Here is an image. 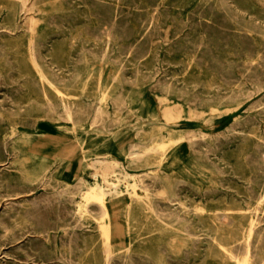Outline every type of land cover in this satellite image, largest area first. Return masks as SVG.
I'll return each instance as SVG.
<instances>
[{"label":"rangeland","instance_id":"1","mask_svg":"<svg viewBox=\"0 0 264 264\" xmlns=\"http://www.w3.org/2000/svg\"><path fill=\"white\" fill-rule=\"evenodd\" d=\"M16 1L0 0V264H264V0ZM91 163L114 166L109 219L82 197Z\"/></svg>","mask_w":264,"mask_h":264},{"label":"bare ground","instance_id":"2","mask_svg":"<svg viewBox=\"0 0 264 264\" xmlns=\"http://www.w3.org/2000/svg\"><path fill=\"white\" fill-rule=\"evenodd\" d=\"M18 1V0H17ZM16 1V2H17ZM23 1V0H22ZM70 1V0H69ZM111 1V0H110ZM120 1V0H119ZM124 1V0H123ZM158 1V0H157ZM216 1V0H215ZM218 1V0H217ZM223 1V0H222ZM231 1V0H230ZM254 1V0H253ZM21 2V1H20ZM74 2H76V1H74ZM137 3H138V1H136ZM142 2H143V0H142ZM151 2V1H150ZM233 2V1H232ZM27 3V2H26ZM148 3V2H147ZM152 3V2H151ZM163 3V2H162ZM209 3V2H208ZM221 3V2H220ZM17 4V3H16ZM42 4V3H41ZM64 4V3H63ZM113 4V3H112ZM130 4V3H129ZM219 4V3H218ZM225 4V3H224ZM231 4V3H230ZM2 5V4H1ZM11 5V4H10ZM19 5V4H18ZM73 5V4H72ZM161 5V4H160ZM170 5V4H169ZM173 5V4H172ZM205 5V4H204ZM211 5V4H210ZM222 5V4H221ZM229 5V4H228ZM17 6V5H16ZM83 6V5H82ZM129 6V5H128ZM150 6V5H149ZM220 6V5H219ZM226 6V5H225ZM261 6V5H260ZM19 7V6H18ZM124 7V6H123ZM207 7V6H206ZM262 7V6H261ZM21 8V7H20ZM26 8V7H25ZM70 8V7H69ZM99 8V7H98ZM156 8V7H155ZM223 8V7H222ZM228 8H230V6L228 7ZM233 8V7H232ZM16 9V8H15ZM24 9V8H23ZM134 9V8H133ZM148 9V8H147ZM170 9V8H169ZM174 9V8H173ZM234 9V8H233ZM2 10V9H1ZM5 10V9H4ZM13 10V9H12ZM28 10H31V7L30 8H28ZM85 10H86V7H85ZM90 10V9H89ZM94 10V9H93ZM129 10V9H128ZM171 10H172V7H171ZM194 10H197V9H194ZM226 10V9H225ZM235 10V9H234ZM237 10V9H236ZM118 11V10H117ZM132 11V10H131ZM134 11V10H133ZM133 11H132V13H133ZM192 11V10H191ZM206 11V10H205ZM212 11V10H211ZM213 11H214V9H213ZM228 11V10H227ZM21 12V11H20ZM69 12H71V11H69ZM148 12V11H147ZM193 12V11H192ZM195 12V11H194ZM241 12V11H240ZM9 13V12H8ZM17 13V12H16ZM25 13H28V12H26L25 11ZM24 13V14H25ZM114 13V12H113ZM112 13V14H113ZM142 13H143V11H142ZM202 13V12H201ZM257 13V12H256ZM35 14V13H34ZM61 14V13H60ZM68 14H70V13H68ZM144 14V13H143ZM148 14V13H147ZM146 14V15H147ZM159 14H160V12H159ZM170 14V13H169ZM228 14V13H227ZM236 14V13H235ZM64 15H66V14H64ZM77 15V14H76ZM121 15V14H120ZM167 15V14H166ZM194 15V14H193ZM203 15V14H202ZM215 15V14H214ZM234 15V14H233ZM233 15H231V16H233ZM239 15V14H238ZM51 16V15H50ZM52 16H55V15H52ZM58 16V15H57ZM89 16V15H88ZM170 16V15H169ZM189 16H191V15H189ZM188 16V17H189ZM217 16H218V14H217ZM223 16V15H222ZM241 16V15H240ZM16 17V16H15ZM22 17H23V15H22ZM79 17V16H78ZM84 17V16H83ZM141 17V16H140ZM162 17V16H161ZM164 17V16H163ZM162 17V18H163ZM204 17V16H203ZM214 17V16H213ZM235 17H236V15H235ZM242 17V16H241ZM240 17V18H241ZM12 18H13V16H12ZM32 18H33V16H32ZM35 18V17H34ZM81 18H82V16H81ZM90 18V17H89ZM117 18H118V16H117ZM116 18V19H117ZM133 18V17H132ZM135 18V17H134ZM165 18V17H164ZM218 18H220V17H218ZM228 18V17H227ZM232 18V17H231ZM14 19V18H13ZM48 19V18H47ZM174 19V18H173ZM182 19V18H181ZM187 19V18H186ZM194 19V18H193ZM197 19V18H196ZM216 19V18H215ZM239 19V18H238ZM250 19H252V18H250ZM249 19V20H250ZM25 20V19H24ZM84 20V19H83ZM142 20V19H141ZM180 20V19H179ZM191 20V19H190ZM189 20V21H190ZM66 21V20H65ZM69 21V20H68ZM78 21V20H77ZM76 21V22H77ZM98 21V20H97ZM134 21H135V19H134ZM162 21V20H161ZM171 21V20H170ZM175 21V20H174ZM201 21V20H200ZM260 21V20H259ZM5 22H7V21H5ZM22 22V21H21ZM32 22V21H31ZM89 22V21H88ZM153 22H155V21H153ZM191 22H192V20H191ZM195 22V21H194ZM202 22V21H201ZM212 21H210V23H211ZM239 22V21H238ZM4 23V22H3ZM24 23V22H23ZM26 23V22H25ZM87 23V22H86ZM137 23V22H136ZM148 23V22H147ZM180 23V22H179ZM184 23V22H183ZM193 23V22H192ZM196 23V22H195ZM244 23H245V20H244ZM251 23H253V22H251ZM12 24V23H11ZM10 24V25H11ZM31 25H32V23H30ZM57 24H58V22H57ZM71 24V23H70ZM85 24V23H84ZM150 24V23H149ZM202 24V23H201ZM213 24V23H212ZM222 24V23H221ZM248 24V23H247ZM8 25V24H7ZM9 25V26H10ZM78 25V24H77ZM79 25H81V24H79ZM98 25V24H97ZM152 25V24H151ZM173 25H174V23H173ZM185 25H187V24H185ZM195 25V24H194ZM196 25L198 26V24L196 23ZM234 25V24H233ZM239 25V24H238ZM241 25H243L242 23H241ZM263 25V24H262ZM72 26V25H71ZM76 26V25H75ZM138 26H139V23H138ZM161 26V25H160ZM211 26V25H210ZM220 26V25H219ZM251 25H249V27H250ZM252 26H254V25H252ZM14 27V26H13ZM18 27V26H17ZM132 27V26H131ZM153 27H154V24H153ZM204 27H206V26H204ZM235 27V26H234ZM257 27V26H256ZM261 27V26H260ZM23 28V27H22ZM31 28H32V26H31ZM66 28V27H65ZM69 28V27H68ZM160 28V27H159ZM176 28V27H175ZM175 28H174V30H175ZM181 28V27H180ZM179 28V29H180ZM190 28V27H189ZM223 28V27H222ZM225 28V27H224ZM57 29H59V27L57 28ZM62 29V28H61ZM69 29H71V28H69ZM143 29H146V28H143ZM156 29V28H155ZM155 29H154V31H155ZM197 29V28H196ZM204 29V28H203ZM211 29V28H210ZM226 29V28H225ZM253 29V28H252ZM260 29V28H259ZM263 29V28H262ZM21 30V29H20ZM32 30V29H31ZM31 30H29V31H31ZM73 30V29H72ZM138 30V29H137ZM161 30V29H160ZM170 30V29H169ZM173 30V31H174ZM183 30V29H182ZM181 30V31H182ZM190 30V29H189ZM188 30V31H189ZM206 30V29H205ZM247 30V29H246ZM255 30V29H254ZM17 31V30H16ZM142 31V30H141ZM157 31V30H156ZM164 31V30H163ZM188 31H186V33L188 32ZM194 31V30H193ZM196 31H198V30H196ZM257 31V30H256ZM258 31H260V30H258ZM127 32V31H126ZM216 32V31H215ZM237 32V31H236ZM20 33V32H19ZM23 33V32H22ZM27 33V32H26ZM30 33H32V32H30ZM56 33V32H55ZM59 33V32H58ZM61 33H63V32H61ZM65 33V32H64ZM137 32L135 31V34H136ZM143 33V32H142ZM152 33V32H151ZM179 33H181V32H179ZM196 33V32H195ZM202 33V32H201ZM259 33H261V32H259ZM264 33V32H263ZM50 34H52V33H50ZM49 34V35H50ZM68 34V33H67ZM78 34V33H77ZM138 34V33H137ZM136 34V35H137ZM156 34H157V32H156ZM175 34V33H174ZM210 34V33H209ZM1 35V34H0ZM20 35V34H19ZM53 35H54V33H53ZM56 35V34H55ZM70 35V34H69ZM87 35V34H86ZM143 35V34H142ZM147 35V34H146ZM150 35V34H149ZM154 35V34H153ZM185 35V34H184ZM214 36H215V34H213ZM232 35V34H231ZM257 35V34H256ZM6 36V35H5ZM12 36V35H11ZM21 36H24V35H21ZM61 36V35H60ZM72 36V35H71ZM118 36V35H117ZM116 36V37H117ZM176 36V35H175ZM188 36V35H187ZM195 36H196V34H195ZM200 35H198V37H199ZM234 36V35H233ZM238 36H239V34H238ZM260 36V35H259ZM2 37V36H1ZM57 37V36H56ZM90 37V36H89ZM146 37V36H145ZM163 37V36H162ZM207 37V36H206ZM216 37V36H215ZM3 38V37H2ZM34 38V37H33ZM75 38V37H74ZM92 38V37H91ZM164 38V37H163ZM176 38V37H175ZM187 39H188V37H186ZM200 38V37H199ZM218 38V37H217ZM8 39V38H7ZM28 39V38H27ZM69 39H71L70 37H69ZM86 39H88V38H86ZM132 39H133V37H132ZM136 39V38H135ZM143 39V38H142ZM152 39V38H151ZM180 39V38H179ZM183 39V38H182ZM219 39V38H218ZM239 39V38H238ZM237 39V40H238ZM260 39V38H259ZM263 39V38H262ZM11 40H12V38H11ZM89 40V39H88ZM109 40V39H108ZM117 40V39H116ZM137 40V39H136ZM191 40V39H190ZM190 40H189V42H190ZM195 40V39H194ZM206 40V39H205ZM214 40V39H213ZM8 41V40H7ZM6 41V42H7ZM28 41V40H27ZM30 41V40H29ZM61 41H62V39H61ZM80 41V40H79ZM94 41V40H93ZM104 41V40H103ZM123 41V40H122ZM125 41V40H124ZM144 41H146V40H144ZM148 41V40H147ZM179 41V40H178ZM198 41V40H197ZM208 41V40H207ZM216 41V40H215ZM219 41V40H218ZM233 41V40H232ZM240 41V40H239ZM2 42V41H1ZM5 42V43H6ZM59 42H60V40H59ZM75 42V41H74ZM92 42V41H91ZM155 42V41H154ZM159 42V41H158ZM168 42V41H167ZM188 42V41H187ZM199 42V41H198ZM202 42V41H201ZM217 42V41H216ZM230 42V41H229ZM12 43V42H11ZM32 43V42H31ZM36 43V42H35ZM37 43H38V41H37ZM37 43H36V45H37ZM57 43V42H56ZM82 43V42H81ZM101 43V42H100ZM105 43V42H104ZM116 43V42H115ZM177 43V42H176ZM190 43H192V42H190ZM205 43V42H204ZM208 43V42H207ZM240 43V42H239ZM244 43V42H243ZM262 43V42H261ZM7 44V43H6ZM29 44V43H28ZM75 44V43H74ZM84 44V43H83ZM82 44V45H83ZM91 44V43H90ZM133 44V43H132ZM142 44V43H141ZM172 44V43H171ZM170 44V45H171ZM174 44V43H173ZM200 44H202V43H200ZM222 44V43H221ZM237 44V43H236ZM235 44V45H236ZM244 44H246V43H244ZM9 45H11V44H9ZM32 45V44H31ZM35 45V47H38V46H36ZM47 45V44H46ZM57 45V44H56ZM88 45H89V43H88ZM100 45V44H99ZM116 45V44H115ZM192 45V44H191ZM195 45H196V42H195ZM208 45V44H207ZM229 45V44H228ZM228 45H227V47H228ZM243 45V44H242ZM7 46V45H6ZM14 46H15V44H14ZM23 46V45H22ZM45 46V45H44ZM87 46V45H86ZM109 46V45H108ZM119 46V45H118ZM118 46L116 47V48H118ZM154 46V45H153ZM160 46H161V44H160ZM159 46V47H160ZM176 46V45H175ZM181 46V45H180ZM184 46V45H183ZM189 46V45H188ZM230 46V45H229ZM253 46V45H252ZM52 47V46H51ZM91 47V46H90ZM97 47V46H96ZM100 47V46H99ZM120 47V46H119ZM132 47V46H131ZM150 47V46H149ZM166 47V46H165ZM190 47V46H189ZM188 47V48H189ZM195 47V46H194ZM202 47V46H201ZM215 47V46H214ZM219 47V46H218ZM235 47V46H234ZM256 47V46H255ZM7 48V47H6ZM11 48V47H10ZM33 48V47H32ZM31 48V49H32ZM45 48V47H44ZM76 48V47H75ZM79 48V47H78ZM84 48V47H83ZM87 48V47H86ZM175 48V47H174ZM173 48V49H174ZM182 48V47H181ZM186 48V47H185ZM238 48V47H237ZM244 48H246V47H244ZM261 48V47H260ZM263 48V47H262ZM261 48V49H262ZM19 49V48H18ZM71 49V48H70ZM69 49V50H70ZM132 49V48H131ZM151 49V48H150ZM176 49V48H175ZM174 49V50H175ZM213 49V48H212ZM247 49V48H246ZM256 49V48H255ZM15 50V49H14ZM41 50V49H40ZM68 50V51H69ZM84 50V49H83ZM95 50V49H94ZM111 50V49H110ZM113 50V49H112ZM118 50H119V48H118ZM142 50V49H141ZM193 50V49H192ZM213 50H215V49H213ZM236 50V49H235ZM257 50V49H256ZM255 50V51H256ZM27 51V50H26ZM43 51V50H42ZM51 51V50H50ZM79 51V50H78ZM85 51V50H84ZM96 51V50H95ZM98 51V50H97ZM194 51H195V49H194ZM210 51H212V50H210ZM229 51V50H228ZM233 51V50H232ZM249 51V50H248ZM28 52V51H27ZM35 52V51H34ZM61 52V51H60ZM72 52H74V51H72ZM111 52V51H110ZM116 52V51H115ZM174 52V51H173ZM188 52V51H187ZM190 52V51H189ZM191 52H193V51H191ZM216 52L218 53V51L216 50ZM245 52V51H244ZM254 52V50L251 52V54ZM262 52H263V50H262ZM71 53V52H70ZM75 53V52H74ZM91 53H93V51L91 52ZM134 53V52H133ZM168 53V52H167ZM212 53V52H211ZM112 54V53H111ZM128 54H129V52H128ZM142 54V53H141ZM227 54V53H226ZM233 54V53H232ZM254 54V53H253ZM16 55V54H15ZM18 55H19V51H18ZM89 55L91 56V54L89 53ZM110 55V54H109ZM116 55V54H115ZM120 55V54H119ZM133 55V54H132ZM203 55V54H202ZM208 55V54H207ZM229 55V54H228ZM236 55V54H235ZM239 55V54H238ZM247 55H248V53H247ZM73 56H74V54H73ZM84 56V55H83ZM93 56V55H92ZM105 56V55H104ZM121 56V55H120ZM123 56V55H122ZM147 56V55H146ZM156 56V55H155ZM204 56V55H203ZM217 56V55H216ZM215 56V57H216ZM221 56V55H220ZM4 57V56H3ZM57 57V56H56ZM75 57V56H74ZM98 56H96V57H94V58H97ZM110 57V56H109ZM117 57V56H116ZM144 57V56H143ZM157 57V56H156ZM235 57V56H234ZM243 57V56H242ZM246 57V56H245ZM251 57V56H250ZM263 57H264V55H263ZM20 58H21V56H20ZM42 58V57H41ZM57 58H59V57H57ZM62 58V57H61ZM68 58L70 59V57L68 56ZM92 58V57H91ZM100 58H103V57H100ZM121 58H123V57H121ZM133 58V57H132ZM197 58V57H196ZM200 58H202V56L200 57ZM211 58H213L212 56H211ZM241 58V57H240ZM23 59V58H22ZM30 59V62H31V58H29ZM42 59H44V58H42ZM49 59H50V57H49ZM83 59V58H82ZM111 59H115V58H111ZM125 59V58H124ZM126 59H127V57H126ZM125 59V60H126ZM141 59V58H140ZM198 59V58H197ZM207 59V58H206ZM217 59H219V58H217ZM216 59V60H217ZM261 59V58H260ZM20 60V59H19ZM26 60V59H25ZM62 60V59H61ZM71 60V59H70ZM70 60H69V62H70ZM73 60V59H72ZM99 60V59H98ZM135 60V59H134ZM137 61H138V59H136ZM151 60V59H150ZM214 60V59H213ZM264 60V59H263ZM39 61V60H38ZM55 61V60H54ZM53 61V62H54ZM85 61V60H84ZM94 61V60H93ZM124 61V60H123ZM144 61V60H143ZM159 61V60H158ZM167 61V60H166ZM192 61H194V60H192ZM218 61V60H217ZM223 61H225V60H223ZM29 62V61H28ZM43 62V61H42ZM46 62H48V61H46ZM50 62V61H49ZM56 62V61H55ZM67 62H68V60H67ZM136 62V61H135ZM207 62H208V60H207ZM216 62V61H215ZM234 62V61H233ZM263 62V61H262ZM21 63V62H20ZM33 63V62H32ZM31 63V64H32ZM120 63H121V61H120ZM127 63V62H126ZM130 63V62H129ZM173 63V62H172ZM210 63V62H209ZM227 63H231V62H227ZM241 63V62H240ZM37 64V63H36ZM46 64V63H45ZM50 64V63H49ZM73 64H74V62H73ZM128 64V63H127ZM166 64V63H165ZM164 64V65H165ZM176 64V63H175ZM202 64H204V63H202ZM201 64V65H202ZM219 64H220V62H219ZM221 64H222V62H221ZM242 64V63H241ZM19 65V64H18ZM17 65V66H18ZM20 65H22V64H20ZM33 65V64H32ZM52 65V64H51ZM71 65V64H70ZM140 65V64H139ZM167 65V64H166ZM169 65V64H168ZM180 65V64H179ZM206 65V64H205ZM209 65V64H208ZM211 65V64H210ZM209 65V67H211ZM224 65H226L225 63H224ZM232 65V64H231ZM237 65H238V63H237ZM3 66V65H2ZM49 66V65H48ZM124 66H125V64L123 65V70H124ZM141 66V65H140ZM200 66V65H199ZM241 66V65H240ZM239 65H238V67L239 68H242V67H240ZM21 67V66H20ZM26 67V66H25ZM32 67V66H31ZM38 67V66H37ZM36 67V68H37ZM62 67H63V65H62ZM65 67V66H64ZM75 67V66H74ZM79 67V66H78ZM121 67V66H120ZM161 67V66H160ZM174 67V66H173ZM207 67V66H206ZM213 67V66H212ZM215 67V66H214ZM217 67V66H216ZM244 67V66H243ZM253 67V66H252ZM2 68V67H1ZM35 68V67H34ZM42 67H38V69H41ZM44 68V67H43ZM67 68V67H66ZM153 68V67H152ZM223 68V67H222ZM234 68V67H233ZM247 68V67H246ZM249 68V67H248ZM256 68H258V67H256ZM33 69V68H32ZM53 69V68H52ZM156 69V68H155ZM161 69H162V67H161ZM211 69V68H210ZM217 69V68H216ZM264 69V68H263ZM262 69V70H263ZM4 70V69H3ZM19 70V69H18ZM42 70V69H41ZM40 70V71H41ZM55 70V69H54ZM68 70H69V68H68ZM71 70V69H70ZM69 70V71H70ZM223 70V69H222ZM225 70V69H224ZM240 70V69H239ZM27 71H28V69H27ZM52 71V70H51ZM57 71V70H56ZM62 71V70H61ZM72 71V70H71ZM137 71H139V69L137 70ZM155 71V70H154ZM163 71V70H162ZM170 71V70H169ZM242 71V70H241ZM3 72H5V71H3ZM77 72H79V71H77ZM80 72H81V70H80ZM164 72V71H163ZM162 72V73H163ZM176 72V71H175ZM255 72H257V71H255ZM35 73V72H34ZM61 73V72H60ZM145 73V72H144ZM149 73V72H148ZM217 73H218V71H217ZM234 73V72H233ZM232 73V74H233ZM27 74V73H26ZM53 74V73H52ZM130 74V73H129ZM151 74V73H150ZM157 74V73H156ZM164 74V73H163ZM222 74V73H221ZM226 74H230V71H229V73H226ZM241 74V73H240ZM256 74V73H255ZM254 74V75H255ZM137 75H138V73H137ZM161 75V74H160ZM165 75H167V74H165ZM165 75H163V76H165ZM237 75V74H236ZM17 76V75H16ZM30 76H31V74H30ZM132 76V75H131ZM148 76H149V74H148ZM197 76V75H196ZM225 76V75H224ZM238 76V75H237ZM242 76V75H241ZM20 77V76H19ZM122 77V76H121ZM151 77V76H150ZM173 77V76H172ZM245 77V76H244ZM259 77V76H258ZM23 78V77H22ZM25 78H26V76H25ZM29 78V77H28ZM45 80H46V78L45 77H43ZM135 78V77H134ZM174 78V77H173ZM230 78H232V77H230ZM233 78H235V76L233 77ZM240 78V77H239ZM246 78V77H245ZM252 78V77H251ZM20 79V78H19ZM30 79V78H29ZM36 79V78H35ZM38 79V78H37ZM41 79H42V77H41ZM113 79H114V77H113ZM115 79H116V77H115ZM124 79V78H123ZM131 79H133V78H131ZM148 79V78H147ZM164 79V78H163ZM229 79V78H228ZM227 79V80H228ZM237 79V78H236ZM242 79H244V78H242ZM262 79V78H261ZM261 79H259V80H261ZM130 80V79H129ZM137 80V79H136ZM135 80V81H136ZM143 80V79H142ZM161 80V79H160ZM159 80V81H160ZM166 80V79H165ZM238 80V79H237ZM26 81H28V80H26ZM33 81V80H32ZM47 81V80H46ZM52 81V80H51ZM79 81V80H78ZM164 81V80H163ZM202 81V80H201ZM241 81V80H240ZM239 81V82H240ZM246 81H247V79H246ZM250 81V80H249ZM66 82V81H65ZM69 82V81H68ZM70 82H72V81H70ZM120 82V81H119ZM146 82V81H145ZM223 82V81H222ZM242 82V81H241ZM251 82V81H250ZM98 83V82H97ZM121 83V82H120ZM126 83H128V82H126ZM130 83V82H129ZM135 83V82H134ZM156 83V82H155ZM195 83V82H194ZM231 83V82H230ZM236 83V82H235ZM262 83V82H261ZM25 84H27V83H25ZM51 84V83H50ZM73 84H75V83H73ZM132 84V83H131ZM164 84V83H163ZM173 84V83H172ZM198 84V83H197ZM226 84V83H225ZM232 84V83H231ZM252 84V83H251ZM29 85H30V83H29ZM52 85V84H51ZM68 85H70V84H68ZM159 85H160V83H159ZM170 85V84H169ZM177 85V84H176ZM200 85V84H199ZM256 85V84H255ZM258 85V84H257ZM31 86V85H30ZM48 86H49V83H48ZM61 86V85H60ZM71 86V85H70ZM73 86V85H72ZM76 86V85H75ZM152 86V85H151ZM161 86H163V85H161ZM185 86V85H184ZM190 86V85H189ZM193 86V85H192ZM220 86V85H219ZM225 86V85H224ZM12 87V86H11ZM29 87V86H28ZM52 87V86H51ZM154 87H155V85H154ZM167 87H170V86H167ZM187 87V86H186ZM200 87V86H199ZM255 87V86H254ZM150 88V87H149ZM156 88V87H155ZM160 89H161V87H159ZM158 88V89H159ZM166 88V87H165ZM174 88V87H173ZM196 88V87H195ZM201 88V87H200ZM224 88V87H223ZM34 89V88H33ZM36 89V88H35ZM152 89V88H151ZM175 89V88H174ZM208 89V88H207ZM222 89V88H221ZM226 89V88H225ZM228 89V88H227ZM238 89V88H237ZM240 89H242V88H240ZM25 90V89H24ZM37 90V89H36ZM163 90H164V88H163ZM202 90V89H201ZM206 90V89H205ZM209 90V89H208ZM212 90V89H211ZM1 91V90H0ZM20 91V90H19ZM44 91V90H43ZM121 91V90H120ZM224 91H226V90H224ZM228 91V90H227ZM226 91V92H227ZM247 91V90H246ZM14 92V91H13ZM28 92V91H27ZM32 92V91H31ZM38 92V91H37ZM56 92V91H55ZM168 92V91H167ZM166 92V93H167ZM185 93H186V90L184 91ZM183 92V93H184ZM197 92H199V91H197ZM206 92H207V90H206ZM231 92V91H230ZM36 93V92H35ZM45 93V92H44ZM122 93V92H121ZM181 92H179V94H180ZM194 93H195V91H194ZM37 94H39V93H37ZM41 94V93H40ZM51 94V93H50ZM19 95V94H18ZM22 95V94H21ZM45 95V94H44ZM121 95V94H120ZM123 95V94H122ZM209 95V94H208ZM218 95V94H217ZM226 95V94H225ZM224 95V96H225ZM251 95V94H250ZM255 95V94H254ZM15 96V95H14ZM13 96V97H14ZM231 96V95H230ZM229 96V97H230ZM235 96V95H234ZM246 96V95H245ZM248 96V95H247ZM252 96V95H251ZM263 96V95H262ZM16 97V96H15ZM14 97V98H15ZM50 97V96H49ZM53 97H54V95H53ZM90 97V96H89ZM115 97H117V95L115 96ZM180 97V96H179ZM201 97V96H200ZM216 97V96H215ZM223 97V96H222ZM243 97V96H242ZM31 98V97H30ZM29 98V99H30ZM46 98V97H45ZM55 98V97H54ZM57 98V97H56ZM124 98V97H123ZM192 98H194V97H192ZM197 98V97H196ZM199 98V97H198ZM219 98V97H218ZM220 98H221V96H220ZM224 98V97H223ZM228 98V97H227ZM41 99V98H40ZM65 99V98H64ZM89 99V98H88ZM91 99V98H90ZM164 99V98H163ZM195 99V98H194ZM201 99V98H200ZM207 99V98H206ZM212 99H213V97H212ZM245 99H246V97H245ZM0 100H1V98H0ZM16 100V99H15ZM48 100V99H47ZM53 100V99H52ZM60 100V99H59ZM78 100V99H77ZM96 100V99H95ZM220 100V99H219ZM224 100V99H223ZM235 100V99H234ZM233 100V101H234ZM238 100V99H237ZM22 101H25L24 99L22 100ZM49 101V100H48ZM92 101V100H91ZM123 101V100H122ZM202 101V100H201ZM200 101V102H201ZM214 101V100H213ZM229 101V100H228ZM227 101V102H228ZM256 101H257V99H256ZM16 102V101H15ZM20 102H21V100H20ZM26 102V101H25ZM50 102V101H49ZM55 102V101H54ZM94 102V101H93ZM97 102V101H96ZM117 102H120V101H118L117 100ZM124 102V101H123ZM162 102V101H161ZM192 102V101H191ZM204 102V101H203ZM207 102V101H206ZM259 102V101H258ZM22 103V102H21ZM28 103V102H27ZM38 103V102H37ZM43 103V102H42ZM66 103V102H65ZM73 103H75V102H73ZM98 103V102H97ZM111 103V102H110ZM115 103V102H114ZM202 103V102H201ZM257 103V102H256ZM83 104V103H82ZM94 104V103H93ZM112 104V103H111ZM115 104H117V103H115ZM122 104V103H121ZM188 104V103H187ZM251 104V103H250ZM249 104V105H250ZM255 104V103H254ZM253 104V105H254ZM17 105V104H16ZM20 105V104H19ZM76 105V104H75ZM197 105V104H196ZM205 105V104H204ZM203 105V106H204ZM31 106H32V103H31ZM35 106V105H34ZM33 106V107H34ZM43 106H44V103H43ZM54 106V105H53ZM119 106V105H118ZM192 106V105H191ZM198 106V105H197ZM255 106H256V104H255ZM19 107V106H18ZM38 107H40V106H38ZM51 107V106H50ZM55 107V106H54ZM63 107H65V106H63ZM63 107H62V109H63ZM74 107H77V106H74ZM79 107V106H78ZM77 107V108H78ZM172 107V106H171ZM26 108V107H25ZM28 108V107H27ZM67 108V107H66ZM80 108V107H79ZM84 108V107H83ZM107 108V107H106ZM105 108V109H106ZM16 109V108H15ZM20 109V108H19ZM24 109V108H23ZM22 109V110H23ZM29 109V108H28ZM28 109H26L25 111H28ZM50 109V108H49ZM112 109H113V106H112ZM119 109H120V107H119ZM169 109H171V108H169ZM173 109H175V108H173ZM179 109V108H178ZM17 110H18V108H17ZM21 110V109H20ZM34 110H35V108H34ZM54 110H56L55 108H54ZM59 110V109H58ZM65 110V109H64ZM69 110V109H68ZM118 110V109H117ZM124 110V109H123ZM263 110V109H262ZM46 111V110H45ZM53 111V110H52ZM57 111V110H56ZM62 111V110H61ZM60 111V112H61ZM74 111V110H73ZM101 111H102V109H101ZM112 111V110H111ZM119 111H122V110H119ZM126 111V110H125ZM124 111V112H125ZM171 111V110H170ZM170 111H167L166 113H165V117L167 118V119H171V117H172V113L170 112ZM174 111H176V110H174ZM9 112V111H8ZM40 112H42L41 110H40ZM43 112H44V109H43ZM51 112V111H50ZM58 112V111H57ZM70 112V111H69ZM103 112V111H102ZM114 112V111H113ZM189 112V111H188ZM196 112V111H195ZM194 112V113H195ZM29 113V112H28ZM35 113V112H34ZM39 113V112H38ZM46 113H48V112H46ZM78 113V112H77ZM121 113V112H120ZM190 113V112H189ZM197 113V112H196ZM23 114H24V112H23ZM49 114V113H48ZM58 114H59V112H58ZM85 114V113H84ZM94 114V113H93ZM102 114V113H101ZM107 114V113H106ZM257 114V113H256ZM1 115V114H0ZM41 115H42V113H41ZM44 115H45V113H44ZM88 115V114H87ZM108 115V114H107ZM180 115V114H179ZM260 115H262V114H260ZM15 115H13V117H14ZM23 116V115H22ZM32 116V115H31ZM47 116V115H46ZM52 116H53V114H52ZM70 116V115H69ZM176 116V115H175ZM259 116V115H258ZM264 116V115H263ZM62 117V116H61ZM67 117V116H66ZM199 117H200V115H199ZM4 118V117H3ZM22 118V117H21ZM25 118V117H24ZM44 118H46V117H44ZM50 118V117H49ZM58 118H60V116L58 117ZM90 118V117H89ZM88 118V119H89ZM108 118V117H107ZM114 118H115V115H114ZM118 118V117H117ZM163 118V117H162ZM6 119H7V117H6ZM11 119V118H10ZM13 119V118H12ZM11 119V120H12ZM17 119V118H16ZM63 119H65V118H63ZM69 119H70V117H69ZM91 119V118H90ZM104 119V118H103ZM150 119H152V118H150ZM249 119V118H248ZM10 120V121H11ZM19 120V119H18ZM18 120H17V122H18ZM51 120V119H50ZM53 120V119H52ZM77 120V119H76ZM79 120H80V118H79ZM85 120V119H84ZM87 120V119H86ZM92 120H94V119H92ZM115 120V119H114ZM24 121V120H23ZM22 121V122H23ZM71 121H72V119H71ZM83 121V120H82ZM95 121V120H94ZM107 121V120H106ZM165 121V120H164ZM5 122V121H4ZM73 122V121H72ZM251 122V121H250ZM253 122V121H252ZM12 123H13V121H12ZM29 123V122H28ZM74 123V122H73ZM90 123V122H89ZM100 123V122H99ZM108 123V122H107ZM115 123V122H114ZM120 123V122H119ZM125 123V122H124ZM6 124V123H5ZM106 124V123H105ZM17 125H18V123H17ZM98 125V124H97ZM260 125V124H259ZM2 126V125H1ZM6 126V125H5ZM15 126V125H14ZM90 126H93V125H90ZM89 126V127H90ZM4 126H2V128H3ZM32 127V126H31ZM34 127V126H33ZM247 127V126H246ZM98 128V127H97ZM110 128V127H109ZM112 128V127H111ZM230 128V127H229ZM252 129L254 128V126L253 127H251ZM4 129V128H3ZM107 129H108V127H107ZM234 129V128H233ZM242 129V128H241ZM258 129H259V127H258ZM103 130H105V129H103ZM160 130V129H159ZM232 130V128L230 129V131ZM235 130V129H234ZM2 129H1V134H2ZM239 131V130H238ZM246 131V130H245ZM251 131V130H250ZM249 131V132H250ZM142 132V131H141ZM222 132V131H221ZM233 132V131H232ZM17 133V132H16ZM236 133V132H235ZM252 133H254V132H252ZM141 134V133H140ZM167 134V133H166ZM240 134V133H239ZM243 134V133H242ZM138 135V134H137ZM136 135V136H137ZM16 136V135H15ZM204 136V135H203ZM230 136V135H229ZM249 136V135H248ZM14 137V136H13ZM139 137V136H138ZM149 137V136H148ZM198 137H200V136H198ZM237 137V136H236ZM239 137V136H238ZM261 137V136H260ZM263 137V136H262ZM261 137V138H262ZM10 138V137H9ZM140 138H142V137H140ZM144 138V137H143ZM156 138V137H155ZM191 138V137H190ZM229 138V137H228ZM249 138V137H248ZM250 138H252V137H250ZM11 139V138H10ZM150 139V138H149ZM201 139V138H200ZM217 139V138H216ZM230 139V138H229ZM239 139H240V137H239ZM246 139V138H245ZM253 139V138H252ZM250 140V142L251 141H253V140ZM2 140V139H1ZM139 140V139H138ZM151 140V139H150ZM203 140V139H202ZM228 140V139H227ZM248 140V139H247ZM263 140V139H262ZM261 140V141H262ZM140 141V140H139ZM204 141V140H203ZM217 141V140H216ZM245 141V140H244ZM249 141V140H248ZM8 142V141H7ZM151 142V141H150ZM195 142V141H194ZM234 142H235V140H234ZM254 142V141H253ZM217 143V142H216ZM231 143V142H230ZM232 143H233V141H232ZM236 143V142H235ZM238 143H239V141H238ZM258 143V142H257ZM208 144V143H207ZM228 144V143H227ZM7 145V144H6ZM239 145V144H238ZM264 145V144H263ZM200 147H201V145H200ZM199 147V148H200ZM231 147H232V145H231ZM238 147V146H237ZM236 147V148H237ZM264 147V146H263ZM7 148H8V146H7ZM133 148V147H132ZM139 148H141V147H139ZM239 148V147H238ZM251 148V147H250ZM193 149V148H192ZM214 149V148H213ZM220 149V148H219ZM232 149V148H231ZM230 149V150H231ZM244 149V148H243ZM248 149V148H247ZM10 150V149H9ZM133 150V149H132ZM139 150V149H138ZM194 150V149H193ZM197 151V150H196ZM224 151V150H223ZM254 151H255V149H254ZM8 152V151H7ZM130 152V151H129ZM222 152V151H221ZM225 152H227V151H225ZM161 153V152H160ZM193 153V152H192ZM195 153V152H194ZM197 153V152H196ZM200 153V152H199ZM202 153V152H201ZM214 153H215V151H214ZM263 153V152H262ZM159 154V153H158ZM198 154V153H197ZM207 154V153H206ZM210 154H212V153H210ZM235 154H236V152H235ZM6 155V154H5ZM9 155V154H8ZM163 155V154H162ZM196 155V154H195ZM194 155V156H195ZM201 155V154H200ZM207 155H209V154H207ZM213 155V154H212ZM240 155H241V153H240ZM256 155V154H255ZM12 156H13V154H12ZM233 156V155H232ZM3 157V156H2ZM201 157V156H200ZM215 157V156H214ZM221 157V159H222V156H220ZM224 157V156H223ZM243 157V156H242ZM257 157V156H256ZM16 158V157H15ZM203 158V157H202ZM238 158V157H237ZM236 158V159H237ZM4 159V158H3ZM94 159V158H93ZM199 159V158H198ZM244 159V158H243ZM246 159V158H245ZM8 160V159H7ZM14 160V159H13ZM206 160V159H205ZM217 160V159H216ZM237 160H239V159H237ZM12 161V160H11ZM201 161V160H200ZM202 161H203V159H202ZM213 161V160H212ZM227 161V160H226ZM5 162V161H4ZM6 162H8V161H6ZM209 162V161H208ZM210 163V162H209ZM211 164V163H210ZM3 165V164H2ZM228 165V164H227ZM220 166V165H219ZM234 166V165H233ZM232 166V167H233ZM8 167V166H7ZM89 167L91 168V176H92V178L95 180V182H94V184H93V186H89L88 188H87V190L83 193V195H82V197L86 200V201H93V203L94 202H96L97 204L96 205H98V207H99V210H100V212H101V214H102V216L105 218V219H109V212H108V209H107V207H106V205H105V195H106V190H105V188H110V187H112V186H114V183L113 182H111L110 181V177H111V174L113 173V168H114V166L112 165V164H102V163H91V164H89ZM214 167V166H213ZM228 167V166H227ZM237 167V166H236ZM238 167H240L239 165H238ZM242 167V166H241ZM216 168V167H215ZM245 168V167H244ZM6 169V168H5ZM10 169V168H9ZM124 169V168H123ZM3 171V170H2ZM215 171V170H214ZM242 171V170H241ZM240 171V172H241ZM5 172V171H4ZM161 172V171H160ZM166 172V171H165ZM236 172V171H235ZM133 173V172H132ZM162 173V172H161ZM244 173V172H243ZM43 174H45V173H43ZM230 174V173H229ZM232 174V173H231ZM239 174V173H238ZM236 175H237V173H236ZM2 176V175H1ZM43 176H45V175H43ZM90 176V177H91ZM252 176V175H251ZM42 177V176H41ZM135 177V176H134ZM143 177V176H142ZM155 177V176H154ZM166 177V176H165ZM248 177V176H247ZM249 177H250V175H249ZM44 178V177H43ZM79 178H81V177H79ZM132 178V177H131ZM148 178V177H147ZM167 178V177H166ZM263 178V177H262ZM262 178H261V180H262ZM2 180H3V176H2ZM17 180H18V178H17ZM23 180H24V178H23ZM82 180H83V178H82ZM82 180H80V181H82ZM100 180V183L98 182ZM143 180H144V177H143ZM217 180H218V178H217ZM5 181V180H4ZM7 181V180H6ZM5 181V182H6ZM9 181V180H8ZM80 181H78V182H80ZM141 181V180H140ZM149 182H150V180H148ZM169 181V180H168ZM219 181H221V178H220V180ZM11 182V181H10ZM51 182V181H50ZM77 182V183H78ZM142 182V181H141ZM145 182V181H144ZM157 182V181H156ZM161 182V181H160ZM262 182V181H261ZM15 183V182H14ZM43 183V182H42ZM81 183V182H80ZM85 183V182H84ZM180 183V182H179ZM184 183V182H183ZM249 183V182H248ZM36 184V183H35ZM85 184H87V183H85ZM162 184V183H161ZM180 184H182V183H180ZM179 184V185H180ZM261 184V183H260ZM10 185V184H9ZM16 185V184H15ZM78 185H79V183H78ZM81 185V184H80ZM144 185V184H143ZM156 185V184H155ZM175 185V184H174ZM178 185V186H179ZM248 185V184H247ZM251 185V184H250ZM11 186V185H10ZM17 186V185H16ZM47 186V185H46ZM49 186V185H48ZM74 186H76V185H74ZM159 186V185H158ZM180 186H182V185H180ZM217 186H219V185H217ZM245 186V185H244ZM40 187V186H39ZM58 187V186H57ZM85 187V186H84ZM144 187V186H143ZM142 187V188H143ZM172 187V186H171ZM186 187H187V185H186ZM4 188V187H3ZM19 188V187H18ZM21 188V187H20ZM33 188V187H32ZM81 188V187H80ZM144 188H148V186L147 187H144ZM143 188V189H144ZM173 188H175V186L173 187ZM190 188V187H189ZM196 188V187H195ZM246 188V187H245ZM41 189V188H40ZM50 189V188H49ZM76 189V188H75ZM149 189V188H148ZM161 189H162V187H161ZM193 189V188H192ZM24 190H26V188L24 189ZM30 189H28V191H29ZM68 190H70V188L68 189ZM116 190V189H115ZM147 190V189H146ZM150 190V189H149ZM152 190V189H151ZM182 190V189H181ZM180 190V191H181ZM205 190V189H204ZM203 190V191H204ZM258 190H260V189H258ZM56 191V190H55ZM64 191V190H63ZM113 191V190H112ZM125 191V190H124ZM158 191V190H157ZM186 191V190H185ZM1 192V191H0ZM7 192H10V190L9 191H7ZM6 192V193H7ZM54 192V191H53ZM67 192V191H66ZM69 192V191H68ZM79 192V191H78ZM149 192V191H148ZM210 191H208V193H209ZM216 192V191H215ZM218 192V191H217ZM220 192V191H219ZM218 192V193H219ZM58 193H59V191H58ZM152 193V192H151ZM150 193V194H151ZM205 193V192H204ZM212 193H213V191H212ZM222 193V192H221ZM220 193V194H221ZM257 193V192H256ZM5 194V193H4ZM41 194V193H40ZM57 194V193H56ZM61 194V193H60ZM59 194V195H60ZM62 194H63V192H62ZM65 194V193H64ZM114 194V193H113ZM176 194V193H175ZM180 194V193H179ZM185 194V193H184ZM191 194V193H190ZM192 194H193V192H192ZM215 194V193H214ZM249 194V193H248ZM247 194V195H248ZM69 195V194H68ZM76 195V194H75ZM224 195V194H223ZM227 195V194H226ZM240 195V194H239ZM264 195V194H263ZM153 196H154V194H153ZM183 196V195H182ZM187 196V195H186ZM199 196V195H198ZM219 196V195H218ZM249 196V195H248ZM19 197V196H18ZM23 197V196H22ZM56 197V196H55ZM72 197H74V195H73V193H72ZM150 197H152V196H150ZM155 197V196H154ZM157 197V196H156ZM197 197V196H196ZM207 197H208V195H207ZM206 197V198H207ZM237 197V196H236ZM236 197H235V199H236ZM17 198V197H16ZM67 198V197H66ZM109 198V197H108ZM129 198V197H128ZM176 198V197H175ZM186 198V197H185ZM192 198V197H191ZM217 198V197H216ZM230 198V197H229ZM243 198H245V197H243ZM59 199V198H58ZM74 199V198H73ZM81 199V198H80ZM136 199V198H135ZM151 199V198H150ZM190 199V198H189ZM199 199V198H198ZM218 199V198H217ZM221 199H222V197H221ZM226 199V198H225ZM83 200V199H82ZM160 200V199H159ZM171 200V199H170ZM174 200V199H173ZM210 200V199H209ZM216 200V199H215ZM229 200V199H228ZM28 201V200H27ZM162 201V200H161ZM183 201V200H182ZM198 201V200H197ZM200 201V200H199ZM207 201V200H206ZM230 201V200H229ZM260 201V200H259ZM51 202V201H50ZM60 202V201H59ZM65 202V201H64ZM66 202H68V200L66 201ZM74 202V201H73ZM152 202V201H151ZM160 202V201H159ZM178 202V201H177ZM179 202H181V201H179ZM191 202H192V200H191ZM190 202V203H191ZM195 202V201H194ZM211 202V201H210ZM209 202V203H210ZM225 203L227 202V201H224ZM233 202V201H232ZM240 202V201H239ZM8 203V202H7ZM12 203H15V202H12ZM56 203V202H55ZM72 203V202H71ZM74 203H76V202H74ZM176 203V202H175ZM242 203V202H241ZM249 203V202H248ZM66 204V203H65ZM64 204V205H65ZM152 204V203H151ZM169 204V203H168ZM189 204V203H188ZM196 204V203H195ZM206 204V203H205ZM223 204V203H222ZM237 204V203H236ZM251 204V203H250ZM254 204V203H253ZM255 204H256V202H255ZM56 205V204H55ZM159 205V204H158ZM201 205V204H200ZM242 205V204H241ZM84 206V205H83ZM152 206V205H151ZM150 206V207H151ZM154 206V205H153ZM191 206V205H190ZM199 206V205H198ZM226 206V205H225ZM244 206H245V204H244ZM69 207V206H68ZM76 207V206H75ZM85 207V206H84ZM88 207H89V205H88ZM96 207V206H95ZM156 207V206H155ZM160 208H161V206H159ZM192 207V206H191ZM227 207V206H226ZM253 207V206H252ZM251 207V208H252ZM257 207H259V206H257ZM70 208V207H69ZM79 208V207H78ZM171 208V207H170ZM248 208V207H247ZM255 208V207H254ZM86 209V208H85ZM88 209V208H87ZM149 209V208H148ZM153 209H154V207H153ZM191 209V208H190ZM231 209V208H230ZM57 210V209H56ZM74 210V209H73ZM158 210V209H157ZM173 210V209H172ZM185 210V209H184ZM232 210V209H231ZM243 210V209H242ZM256 210V209H255ZM31 211H32V209H31ZM86 211V210H85ZM174 211V210H173ZM189 211V210H188ZM187 211V212H188ZM227 211V210H226ZM246 211V210H245ZM76 212V211H75ZM155 212V211H154ZM185 212V211H184ZM193 213V212H192ZM221 213V212H220ZM154 214V213H153ZM181 214V213H180ZM194 214V213H193ZM222 214V213H221ZM252 214V213H251ZM127 215V214H126ZM189 215V214H188ZM76 216V215H75ZM157 216V215H156ZM166 216H168V215H166ZM165 216V217H166ZM254 216V215H253ZM81 217V216H80ZM92 217H95V216H93L92 215ZM217 217V216H216ZM77 218V217H76ZM96 218H97V216H96ZM102 218V217H101ZM123 218V217H122ZM156 218V217H155ZM192 218V217H191ZM197 218V217H196ZM166 219V218H165ZM175 219V218H174ZM218 219V218H217ZM231 219V218H230ZM249 219H251L250 217H249ZM4 220H6V219H4ZM70 220V219H69ZM68 220V221H69ZM92 220V219H91ZM90 220V221H91ZM163 220V219H162ZM176 220V219H175ZM178 220V219H177ZM244 220H245V218H244ZM67 221V220H66ZM82 221V220H81ZM161 221V220H160ZM181 221H183V220H181ZM64 222H65V220H64ZM72 222V221H71ZM86 222V221H85ZM94 222V221H93ZM163 222V221H162ZM185 222V221H184ZM202 222V221H201ZM246 222V221H245ZM69 223V222H68ZM194 223V222H193ZM204 223V222H203ZM256 223V222H255ZM5 224H6V222H5ZM52 224V223H51ZM78 224H79V222H78ZM97 224V223H96ZM175 224V223H174ZM248 224V223H247ZM250 224V223H249ZM263 224V223H262ZM66 225V224H65ZM204 225V224H203ZM202 225V226H203ZM259 225V224H258ZM35 226V225H34ZM68 226L70 227V225L68 224ZM77 226V225H76ZM168 226V225H167ZM224 226V225H223ZM232 226V225H231ZM230 226V227H231ZM248 226V225H247ZM257 226V225H256ZM86 227V226H85ZM96 227V226H95ZM250 227V226H249ZM59 228H60V226H59ZM63 228H67V227H63ZM71 228V227H70ZM69 228V229H70ZM193 228V227H192ZM237 228H238V226H237ZM57 229H58V227H57ZM86 229V228H85ZM98 229V228H97ZM204 229V228H203ZM219 229V228H218ZM236 229V228H235ZM254 229V228H253ZM55 230V229H54ZM62 230V229H61ZM93 230V229H92ZM91 230V231H92ZM100 230V229H99ZM101 232H102V234H103V236H104V239H105V241L107 242V244L108 245H110V241H111V229H110V224H109V222H105V223H103L102 225H101ZM194 230H196V228L194 229ZM205 230V229H204ZM249 230V229H248ZM256 230V229H255ZM62 231H65V230H62ZM97 231V230H96ZM183 231H185V229L183 230ZM216 231V230H215ZM84 232V231H83ZM190 232H191V230H190ZM197 232V231H196ZM201 232V231H200ZM202 232H203V230H202ZM217 232V231H216ZM79 233V232H78ZM184 233V232H183ZM185 233H186V231H185ZM253 233V232H252ZM8 234V233H7ZM66 234V233H65ZM68 234V233H67ZM73 234V233H72ZM71 234V235H72ZM90 234V233H89ZM101 234V235H102ZM204 234H206V233H204ZM208 234V233H207ZM233 234V233H232ZM81 235V234H80ZM214 235H216V234H214ZM234 235H235V233H234ZM48 236V235H47ZM86 236H88V235H86ZM91 236V235H90ZM203 236V235H202ZM219 236V235H218ZM45 237V236H44ZM52 237V236H51ZM95 237V236H94ZM201 237V236H200ZM208 237V236H207ZM234 237V236H233ZM29 238V237H28ZM31 238V237H30ZM33 238V237H32ZM31 238V239H32ZM35 238V237H34ZM33 238V239H34ZM48 238V237H47ZM72 238V237H71ZM192 238V237H191ZM220 238V237H219ZM38 239V238H37ZM40 239V238H39ZM101 239H102V237H101ZM100 239V240H101ZM222 239V238H221ZM225 239V238H224ZM41 240V239H40ZM47 240V239H46ZM86 240H88V238L86 237ZM206 240V239H205ZM214 240V239H213ZM30 241H32V240H30ZM89 241V240H88ZM193 241V240H192ZM191 241V242H192ZM202 241V240H201ZM217 241V240H216ZM247 241V240H246ZM252 241V240H251ZM259 241V240H258ZM64 242V241H63ZM81 242V241H80ZM206 242H208V240L206 241ZM210 242V241H209ZM208 242V243H209ZM18 243V242H17ZM33 243H34V241H33ZM68 243V242H67ZM214 243V242H213ZM250 243V242H249ZM31 244V243H30ZM52 244V243H51ZM197 244V243H196ZM240 244V243H239ZM246 244V243H245ZM35 245H36V242H35ZM95 245V244H94ZM211 245H213V244H211ZM217 245V244H216ZM32 246V245H31ZM72 246V245H71ZM103 246V245H102ZM257 246V245H256ZM28 247V246H27ZM67 247V246H66ZM91 247V246H90ZM89 247V248H90ZM107 246H105L104 248H106ZM144 247V246H143ZM241 247V246H240ZM258 247V246H257ZM57 248V247H56ZM103 248V249H104ZM218 248V247H217ZM247 248V247H246ZM53 249V248H52ZM61 249V248H60ZM66 249V248H65ZM64 249V250H65ZM108 249V248H107ZM164 249V248H163ZM208 249V248H207ZM206 249V250H207ZM248 249V248H247ZM31 250V249H30ZM48 250V249H47ZM61 250H63V248L61 249ZM162 250V249H161ZM160 250V251H161ZM199 250V249H198ZM218 250V249H217ZM70 251H72V250H70ZM89 251V250H88ZM101 251V250H100ZM187 251V250H186ZM197 251V250H196ZM219 251V250H218ZM217 251V252H218ZM109 252V251H108ZM190 252V251H189ZM202 252H203V250H202ZM213 252H214V249H213ZM216 252V253H217ZM231 252V251H230ZM234 252V251H233ZM236 252V251H235ZM257 252V251H256ZM55 253H56V251H55ZM64 253V252H63ZM62 253V254H63ZM92 253V252H91ZM197 253V252H196ZM219 253V252H218ZM101 254V253H100ZM110 254V253H109ZM115 254V253H114ZM134 254V253H133ZM220 254V253H219ZM223 254V253H222ZM249 254H250V252H249ZM49 255V254H48ZM90 255V254H89ZM98 255V254H97ZM138 255V254H137ZM145 255V254H144ZM170 255V254H169ZM199 255V254H198ZM210 255V254H209ZM208 255V256H209ZM213 255V254H212ZM211 255V256H212ZM218 255V254H217ZM52 256V255H51ZM66 256V255H65ZM101 256H102V254H101ZM111 256V255H110ZM129 256V255H128ZM131 256V255H130ZM146 256V255H145ZM167 256V255H166ZM184 256V255H183ZM196 256H197V254H196ZM207 256V255H206ZM232 256V255H231ZM259 256V255H258ZM264 256V255H263ZM67 257V256H66ZM90 257V256H89ZM94 257H96V256H94ZM100 256H98V258H99ZM103 257H105V256H103ZM143 257V256H142ZM229 257V256H228ZM262 257V256H261ZM50 258H52V257H50ZM73 258V257H72ZM93 258V257H92ZM102 258V257H101ZM119 258V257H118ZM133 258V257H132ZM167 258V257H166ZM174 258V257H173ZM184 258V257H183ZM194 258V257H193ZM192 258V259H193ZM218 258H220V257H218ZM239 258V257H238ZM71 259V258H70ZM90 260H91V258H89ZM110 259V258H109ZM115 259V258H114ZM113 259V257H112V260H114ZM128 259V258H127ZM148 259V258H147ZM191 259V258H190ZM201 259V258H200ZM221 259H223L222 258V255H221V258H220V260ZM108 260V259H107ZM140 260H142V259H140ZM199 260V259H198ZM205 260V259H204ZM80 261V260H79ZM93 261V260H92ZM98 261V260H97ZM101 261H102V259H101ZM143 261V260H142ZM151 261V260H150ZM175 261V260H174ZM181 261V260H180ZM194 261V260H193ZM225 261H226V259H225ZM229 261V260H228ZM239 261H240V258H239ZM91 262V261H90ZM106 262V264L108 263V261H105ZM131 262V261H130ZM137 262V261H136ZM145 262H146V260H145ZM221 262V261H220ZM223 262V261H222ZM241 262V261H240ZM243 262V261H242ZM94 263V262H93ZM98 263H99V261H98ZM110 263V262H109ZM122 263V262H121ZM144 263V262H143ZM156 263V262H155ZM171 263V262H170ZM10 264V263H9ZM92 264V263H91ZM111 264V263H110ZM115 264V263H114ZM144 264H146V263H144ZM172 264V263H171ZM175 264V263H174ZM201 264V263H200ZM219 264V263H218Z\"/></svg>","mask_w":264,"mask_h":264}]
</instances>
